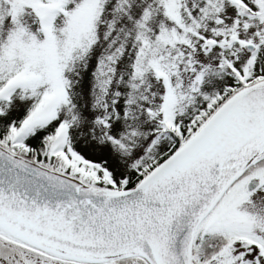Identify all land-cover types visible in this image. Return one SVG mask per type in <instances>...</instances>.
Instances as JSON below:
<instances>
[{
    "label": "snow or ice",
    "instance_id": "snow-or-ice-1",
    "mask_svg": "<svg viewBox=\"0 0 264 264\" xmlns=\"http://www.w3.org/2000/svg\"><path fill=\"white\" fill-rule=\"evenodd\" d=\"M0 264H264V0H0Z\"/></svg>",
    "mask_w": 264,
    "mask_h": 264
}]
</instances>
